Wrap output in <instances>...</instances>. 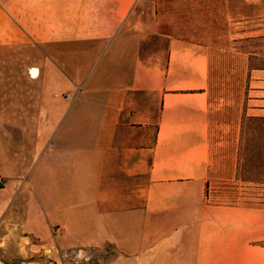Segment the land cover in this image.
Here are the masks:
<instances>
[{
    "label": "crops",
    "instance_id": "0c3cea01",
    "mask_svg": "<svg viewBox=\"0 0 264 264\" xmlns=\"http://www.w3.org/2000/svg\"><path fill=\"white\" fill-rule=\"evenodd\" d=\"M139 1L0 0V246L264 264V209L205 202L236 174L246 54L133 33Z\"/></svg>",
    "mask_w": 264,
    "mask_h": 264
},
{
    "label": "rangeland",
    "instance_id": "374dc122",
    "mask_svg": "<svg viewBox=\"0 0 264 264\" xmlns=\"http://www.w3.org/2000/svg\"><path fill=\"white\" fill-rule=\"evenodd\" d=\"M132 17H135L133 33L144 31L151 39L166 34L245 52L247 101L242 117L245 127L239 141L242 138V144L250 141L253 146L258 140L257 148L250 152L251 159L254 161L258 153L264 161V148H258L259 143L264 144V133L258 134L247 126L251 117H264V110L252 111L259 106L264 109V0H140ZM260 183H264V174L255 177L250 173L242 181L236 180V174L232 180H213L207 184L205 202L264 209V186ZM4 240L0 264H46L51 259H56L55 264H102L116 255L108 246L100 251L74 250L63 253L60 262L56 253L48 257L47 252L32 247L24 235L21 239L19 235H10Z\"/></svg>",
    "mask_w": 264,
    "mask_h": 264
},
{
    "label": "trees",
    "instance_id": "16d2710c",
    "mask_svg": "<svg viewBox=\"0 0 264 264\" xmlns=\"http://www.w3.org/2000/svg\"><path fill=\"white\" fill-rule=\"evenodd\" d=\"M247 126L249 129L259 133H264V117H251L249 120ZM245 127V123H242V129ZM241 137H242V130H241ZM257 142L256 145H251V142L242 144V138H240L239 141V147H238V163H237V170H236V180L242 181L244 178V175H248L250 173L253 174L255 177H262L264 174V161H262V157L260 155L254 161L251 159V150L253 147L257 148ZM262 147L264 148L263 143H259L258 148L262 150ZM260 153V152H259ZM261 187L264 186V183ZM264 192V190H263ZM207 197V192H206Z\"/></svg>",
    "mask_w": 264,
    "mask_h": 264
},
{
    "label": "built area",
    "instance_id": "2783aa9c",
    "mask_svg": "<svg viewBox=\"0 0 264 264\" xmlns=\"http://www.w3.org/2000/svg\"><path fill=\"white\" fill-rule=\"evenodd\" d=\"M30 76H32L31 71L29 72ZM81 87H76V90L73 93L65 94L63 95V98L70 101V103H74V101L78 98V95L81 92ZM4 186V180L0 177V189ZM58 231L54 232V235H56Z\"/></svg>",
    "mask_w": 264,
    "mask_h": 264
}]
</instances>
